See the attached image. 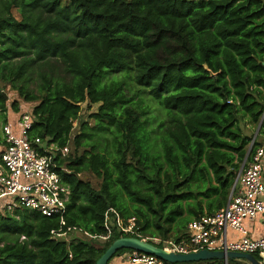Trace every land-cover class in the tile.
I'll use <instances>...</instances> for the list:
<instances>
[{"label": "trees", "instance_id": "1", "mask_svg": "<svg viewBox=\"0 0 264 264\" xmlns=\"http://www.w3.org/2000/svg\"><path fill=\"white\" fill-rule=\"evenodd\" d=\"M8 88L34 105L29 140L69 149L53 157L68 171L66 227L105 237L113 209L141 237L185 241L227 206L255 151L264 0H0L2 147L9 110L21 112ZM84 106L97 111L73 135ZM60 228L29 209L0 214V264H97L120 238L53 239Z\"/></svg>", "mask_w": 264, "mask_h": 264}, {"label": "built area", "instance_id": "2", "mask_svg": "<svg viewBox=\"0 0 264 264\" xmlns=\"http://www.w3.org/2000/svg\"><path fill=\"white\" fill-rule=\"evenodd\" d=\"M33 127V115L21 111L16 122L4 127L5 146L0 147V214L14 213L18 209L36 211L46 217H59L61 228L52 231V238L66 242L107 243L116 229L122 237L155 242L154 245L169 253L189 254L201 250L235 252L259 255L264 258V114L250 147L255 148L251 159L245 162L227 206L213 215L194 220L188 226V239L182 242L144 238L139 234L136 218L127 221L111 209L105 215L107 235L93 236L78 227H66L64 215L70 197L63 175L67 169L59 168L54 156L69 153L68 147H49L40 139L30 141L28 132ZM263 219L261 236H250L246 222ZM230 231L240 238L230 241ZM163 246V247H160ZM125 264H164L155 256L139 252H126L121 256ZM229 264V263H228Z\"/></svg>", "mask_w": 264, "mask_h": 264}, {"label": "water", "instance_id": "3", "mask_svg": "<svg viewBox=\"0 0 264 264\" xmlns=\"http://www.w3.org/2000/svg\"><path fill=\"white\" fill-rule=\"evenodd\" d=\"M123 250L155 256L168 264H188L208 261H221L223 264H228L230 261H246L250 264H261L253 255L235 252L201 250L189 254L169 253L148 242L129 237L117 239L102 255L97 264H109L116 254Z\"/></svg>", "mask_w": 264, "mask_h": 264}, {"label": "rangeland", "instance_id": "4", "mask_svg": "<svg viewBox=\"0 0 264 264\" xmlns=\"http://www.w3.org/2000/svg\"><path fill=\"white\" fill-rule=\"evenodd\" d=\"M6 92H7V95H8L7 97L9 98L8 99V103H9L8 105L11 107L12 102L14 100H18L19 97H18V95L16 93L12 92L9 88L6 90ZM18 101L20 102V106H22L21 111L29 112V113L32 111V109L34 107L33 104L24 103L21 100H18ZM96 111H97V106H94L91 110H87L86 106H84V110H83V113L81 115L80 120L78 122H76L75 125H74L75 126V131L73 132V135L78 130V127H79L80 123L89 121L90 114H92V113H94ZM82 178L86 179V180H91L94 187H98V185L100 183V181L97 180L96 177L91 176V175H84ZM151 243L154 244V245H157L155 242H151ZM98 244H103V243L98 242ZM160 247H163V246H160ZM260 258H261V261H259V262L261 264H264V258L263 257H260ZM116 259H117V260H115L116 262H112L110 264H120V263L124 264V261L121 259V257L118 256V257H116ZM112 261H114V259ZM239 262L241 264H250V263H248L246 261H242V262L239 261Z\"/></svg>", "mask_w": 264, "mask_h": 264}, {"label": "crops", "instance_id": "5", "mask_svg": "<svg viewBox=\"0 0 264 264\" xmlns=\"http://www.w3.org/2000/svg\"><path fill=\"white\" fill-rule=\"evenodd\" d=\"M21 108H22V106H20V109ZM8 115H9L8 116L9 122L13 123V122L17 121L18 114L14 113L12 110H9ZM0 147H2V146H0ZM263 182H264V179H263ZM262 224H263V219L261 218V219H259L257 221H254V222H246L244 226L249 231L250 236L258 237V236H261L262 233H263ZM240 236H241L240 233H237V232H234V231H230L229 239H230V241H233V240H236V239L240 238ZM115 260H117V259L115 258L114 261H112V262H116ZM237 262H239V261H237ZM120 264H123V263H120Z\"/></svg>", "mask_w": 264, "mask_h": 264}, {"label": "clouds", "instance_id": "6", "mask_svg": "<svg viewBox=\"0 0 264 264\" xmlns=\"http://www.w3.org/2000/svg\"><path fill=\"white\" fill-rule=\"evenodd\" d=\"M256 134V133H255ZM255 136V135H254Z\"/></svg>", "mask_w": 264, "mask_h": 264}]
</instances>
